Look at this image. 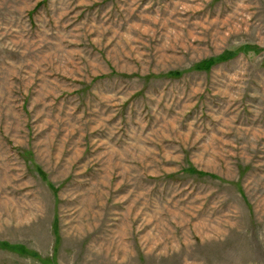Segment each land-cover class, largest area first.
Here are the masks:
<instances>
[{
	"label": "rangeland",
	"instance_id": "rangeland-1",
	"mask_svg": "<svg viewBox=\"0 0 264 264\" xmlns=\"http://www.w3.org/2000/svg\"><path fill=\"white\" fill-rule=\"evenodd\" d=\"M0 243L264 264V0H0Z\"/></svg>",
	"mask_w": 264,
	"mask_h": 264
},
{
	"label": "trees",
	"instance_id": "trees-1",
	"mask_svg": "<svg viewBox=\"0 0 264 264\" xmlns=\"http://www.w3.org/2000/svg\"><path fill=\"white\" fill-rule=\"evenodd\" d=\"M233 55V53H231L230 51L225 52L223 54H221L219 57L217 58H210L208 60L202 61L200 63L197 64L196 69L197 70H208L210 69L214 64H216L217 62H221V61H226L229 58H231ZM172 75L174 76H178L179 73L178 72H171ZM191 172H195L193 169H190ZM212 176V175H210ZM1 244V243H0Z\"/></svg>",
	"mask_w": 264,
	"mask_h": 264
}]
</instances>
